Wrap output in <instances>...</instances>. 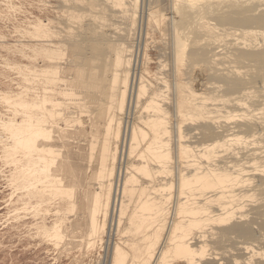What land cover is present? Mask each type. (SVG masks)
I'll list each match as a JSON object with an SVG mask.
<instances>
[{
	"label": "bare ground",
	"instance_id": "bare-ground-1",
	"mask_svg": "<svg viewBox=\"0 0 264 264\" xmlns=\"http://www.w3.org/2000/svg\"><path fill=\"white\" fill-rule=\"evenodd\" d=\"M0 76V245L264 264V0H0Z\"/></svg>",
	"mask_w": 264,
	"mask_h": 264
},
{
	"label": "rangeland",
	"instance_id": "rangeland-1",
	"mask_svg": "<svg viewBox=\"0 0 264 264\" xmlns=\"http://www.w3.org/2000/svg\"><path fill=\"white\" fill-rule=\"evenodd\" d=\"M140 54H141V50H140ZM1 79L2 78L0 76V88L3 86ZM13 82L15 83L16 80H14ZM127 150L128 149H126V153ZM1 187L2 185L0 181V188ZM5 210H6L5 206L0 200V218L2 216V213L5 212ZM0 228H1L0 232L5 231L1 219H0ZM15 236L17 237L18 235L14 233L12 235L11 233L7 234V236L4 239L6 244L4 243V246L2 244L0 245V264H52L53 254L50 251H48V249H46L47 245L45 243L42 242L40 243L39 240L35 241L34 239L28 237H21L22 238L21 239L20 236H18L17 238ZM105 255H106V251L102 249L100 259L103 260V257H105ZM98 262L99 259L93 260V262L92 261L90 262V260L87 259L82 264H98Z\"/></svg>",
	"mask_w": 264,
	"mask_h": 264
}]
</instances>
